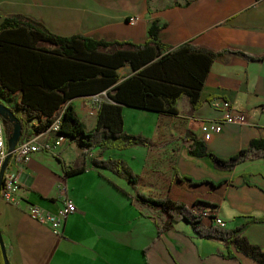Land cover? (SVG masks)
<instances>
[{
	"label": "crops",
	"instance_id": "crops-1",
	"mask_svg": "<svg viewBox=\"0 0 264 264\" xmlns=\"http://www.w3.org/2000/svg\"><path fill=\"white\" fill-rule=\"evenodd\" d=\"M5 16L23 17L57 36L79 34L134 44L146 39L150 23L157 20L162 24L159 39L167 46L190 41L238 52L214 61L194 111L187 96L178 100L174 114L122 105L123 130L144 136L148 146L96 147L84 155L66 135L53 133L48 126L36 129L50 117L54 121L49 127L54 128L58 109L50 115L35 111L28 119L1 96L23 123L19 140L35 137L40 145L61 138L52 152L33 153L19 170V203L0 196V238L7 264H259L233 244L229 247L235 256L224 257L219 239H204L186 220L159 232L165 216L136 196L189 205L203 200L214 205V215L226 222L225 229L242 225L245 215L264 214V159L221 171L210 158L191 156L183 141L188 133L203 139L204 121L222 122L221 131L203 139L206 149L222 158L247 147L251 139H264V0H0V23ZM130 16L139 17L134 25L126 21ZM117 72L133 73L130 65ZM4 94L21 101V90ZM92 96L77 95L68 101L87 131L97 124ZM215 99L228 101L231 111L243 113V121L223 122V109L211 104ZM102 160L120 162L123 169L94 163ZM78 168L82 171L72 172ZM176 173L190 180L177 181ZM201 180L213 184H191ZM65 199L75 204V210L62 221L61 235L25 210L31 203L56 213ZM243 235L264 250V220L246 225Z\"/></svg>",
	"mask_w": 264,
	"mask_h": 264
},
{
	"label": "trees",
	"instance_id": "trees-1",
	"mask_svg": "<svg viewBox=\"0 0 264 264\" xmlns=\"http://www.w3.org/2000/svg\"><path fill=\"white\" fill-rule=\"evenodd\" d=\"M162 24L153 20L148 35L142 43L131 41H104L85 35L57 36L35 22L19 16H5L0 23V92L21 90L18 108L28 119L35 111L60 115L58 134H64L76 143L84 155L94 148L106 150L125 149L133 145L148 146L144 136L129 134L123 130L122 105L145 108L160 113H177V102L183 96L189 99L192 110L200 106L203 85L214 61L230 49L213 50L194 45L188 41L174 47L159 39ZM247 59H260L241 54ZM130 65L131 75H119L117 70ZM105 92L107 100L97 105V124L92 130H85L69 99L77 95H94ZM0 93V94H1ZM60 107V108H59ZM19 117V116H18ZM49 118L39 131L53 124ZM21 128L23 123L21 122ZM12 123L6 121L7 140L12 132ZM6 140V141H7ZM183 141L189 154L194 157H208L212 166L228 171L247 160L264 159V139H251L248 146L228 158H222L206 149L204 140L191 133ZM102 166L119 171L123 164L112 160L94 161ZM82 171L81 168L72 172ZM177 174V173H176ZM247 182V175H243ZM177 181L190 180L187 176H175ZM213 184L201 180L191 182ZM221 182L215 184L218 185ZM137 199L165 216L158 226L159 232L169 229L180 220L188 221L196 233L204 239H219L224 244V257H234L230 244L259 264H264V250L251 244L243 235L249 223L261 222V216L245 215V221L238 227L223 229L213 225L214 205L203 200L185 204L172 199L152 198L137 194ZM190 208L202 209L206 217L194 214ZM1 249V248H0ZM0 264H3L0 252Z\"/></svg>",
	"mask_w": 264,
	"mask_h": 264
},
{
	"label": "built area",
	"instance_id": "built-area-1",
	"mask_svg": "<svg viewBox=\"0 0 264 264\" xmlns=\"http://www.w3.org/2000/svg\"><path fill=\"white\" fill-rule=\"evenodd\" d=\"M139 17L130 16L126 21L134 25ZM106 94H94L92 96L93 102L96 105H99L103 101V97ZM211 104L216 108H222L224 111L223 122L232 123L243 121V113L231 111L230 103L223 99L212 100ZM60 126V115L58 114V121H55L54 128L47 127L48 130H51L53 133H57ZM200 132L202 138L208 141L214 133L221 131L222 122H207L204 121L200 125ZM58 134V133H57ZM60 136L56 140L50 142H44L42 144H37L35 137L26 136L25 139L19 140L16 143L15 148L11 152L9 161L5 167V170L2 174V185L0 187V196L3 200L9 203L17 204L19 203L18 190L20 188L18 172L21 168L30 160L33 153L38 152L39 150H49L52 152L56 146L60 143ZM5 156H7V146H6V137L4 131V122L0 117V170ZM75 204L70 199H65L63 206L56 213L44 212L33 204L27 203L25 205L26 212L33 218V220L41 223L48 224L49 229L53 234L61 235V225L62 221L75 210ZM190 211L194 214L198 213L206 217L208 215L202 209L196 210L195 208H190ZM213 225H216L220 228L225 229L226 222L220 220L217 216L212 218Z\"/></svg>",
	"mask_w": 264,
	"mask_h": 264
},
{
	"label": "water",
	"instance_id": "water-1",
	"mask_svg": "<svg viewBox=\"0 0 264 264\" xmlns=\"http://www.w3.org/2000/svg\"><path fill=\"white\" fill-rule=\"evenodd\" d=\"M0 117L3 118V120L5 121L6 118H9L10 121L13 122L12 125V132L10 137L8 138V140L6 141L7 144V156H5L4 161L2 163L1 166V170H0V187L2 185V174L3 171L5 170V167L9 161V158L11 156V152L12 150L15 148L17 141H19L20 136H21V123H20V118L17 117L14 112L5 105V103L3 101H0ZM0 252L3 258V263L7 264L6 261V257L4 254V247L3 244L1 242V238H0Z\"/></svg>",
	"mask_w": 264,
	"mask_h": 264
},
{
	"label": "rangeland",
	"instance_id": "rangeland-1",
	"mask_svg": "<svg viewBox=\"0 0 264 264\" xmlns=\"http://www.w3.org/2000/svg\"><path fill=\"white\" fill-rule=\"evenodd\" d=\"M4 93L5 92H2L0 96H2L8 104H12L13 108H15V110H18L19 108H18V103H17V99H16L15 95L12 97V100H10V98L7 97V95Z\"/></svg>",
	"mask_w": 264,
	"mask_h": 264
},
{
	"label": "flooded vegetation",
	"instance_id": "flooded-vegetation-1",
	"mask_svg": "<svg viewBox=\"0 0 264 264\" xmlns=\"http://www.w3.org/2000/svg\"><path fill=\"white\" fill-rule=\"evenodd\" d=\"M0 93H1V92H0ZM0 95H1V94H0ZM0 101H2V99H1V96H0ZM1 118H2V117H1ZM5 121H7V122H8V123H10V124H11V123L13 124V122H12V121H10V119H9V118H6V119H5Z\"/></svg>",
	"mask_w": 264,
	"mask_h": 264
}]
</instances>
